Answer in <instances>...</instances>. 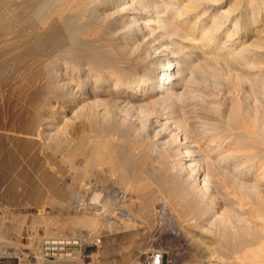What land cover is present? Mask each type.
I'll return each mask as SVG.
<instances>
[{
	"label": "rangeland",
	"instance_id": "374dc122",
	"mask_svg": "<svg viewBox=\"0 0 264 264\" xmlns=\"http://www.w3.org/2000/svg\"><path fill=\"white\" fill-rule=\"evenodd\" d=\"M84 1L0 0V264L56 262L53 258L46 260L32 257L42 240L52 237V234L45 233L44 224L68 222L86 211L101 212L100 219L110 217L113 221L117 217L113 221L116 225L112 226L114 230L111 232L103 226V219L100 220L102 226L85 227L76 234H53L54 237H80L84 243L85 239L90 242L87 250H79L72 258L65 259L70 264H140L142 252L157 249L166 252L167 264H237V259L229 248V240L223 239L222 242L215 232L199 238L202 230L201 209L196 207L192 210L186 205L195 197L185 192L180 180L166 170L164 164L167 161L151 162L148 143L153 132L146 126L148 118L158 115L162 107L149 103L145 114L138 117L130 115V119L146 127L144 128L147 131L143 129V133H149L150 138L137 135L131 124L113 113L108 116L105 125L98 122L92 126L91 121L83 119L72 127L77 137L96 133L104 134L102 136L109 140L114 139L118 150L126 153V159L122 162L130 172L138 167L139 162H143L145 169L147 166L154 167L153 171L138 175L143 184L147 183L146 188L137 189L136 183L130 181L129 177L123 179L121 175L108 173L109 164L103 165L104 170H100L101 173L97 171L80 177L67 164L64 153L68 146L76 145L74 142L68 143L67 140L72 128L70 132H56L51 124L57 120L59 112L65 109L61 91L52 78L55 68L72 70L83 61L91 62L98 54L116 62L129 61L122 56L124 50L122 52L120 49L122 41L127 38L141 43L143 41L150 52L156 50L155 53L158 54L181 55L182 51H193L188 37L170 35L163 25L153 21L144 25L146 28L142 25L143 34L130 35L131 29H137L139 24L148 20L155 8L161 9V4L165 6V3H173L183 13L179 16L181 21L187 20L194 26L187 33L194 37V42L200 43L201 48L199 46L195 49L196 52H192L196 60L190 71L196 78L191 75L193 81L188 94L189 101L175 104L171 110L173 109L177 118L190 117L194 124L200 125L206 120L205 122H212L215 126L227 127V120L231 119L228 113L236 107L238 99L246 92L251 96L258 95V92L253 91L249 84H241L237 71L229 69V66L237 69L239 64L236 61L227 59V63L222 58L219 61L218 58L213 59V54L225 43L228 49L231 48L236 40H241L236 51L256 47L253 45L254 38H257L255 32L264 39V13L258 18L259 13L250 12L248 6L254 0H163L164 4L162 0H155L156 4L152 8L149 5L151 6L153 0H135L134 17L130 19L121 11L122 6L117 0ZM94 6L100 10L97 15L92 16L91 8ZM144 8L146 13L142 15ZM235 22L239 24L236 28ZM217 24L220 25L216 27ZM246 26L250 28H245ZM207 31L214 35V39L204 45L202 43L207 41L203 36ZM260 49L257 50L264 51V48ZM115 50L121 51L119 55L114 54ZM172 50L176 52L171 53ZM177 50L182 51L178 53ZM257 50L250 52L255 55ZM141 51L134 50V57ZM256 59L264 67V56L258 55ZM211 102L214 104L212 107ZM164 111L167 112L168 109H163L162 112ZM249 139L253 144L255 139ZM262 151L264 152V145ZM78 181L85 183L89 202H100V211L86 210L76 204L73 186ZM113 188L118 196L110 203L106 198ZM143 197H163L169 202L172 201V205L165 215L157 213L156 220L144 221L138 206ZM108 204H113V207L107 206ZM120 206L132 214L131 221L116 215ZM117 226L119 230L116 229ZM37 230L40 238L31 243L29 236Z\"/></svg>",
	"mask_w": 264,
	"mask_h": 264
},
{
	"label": "bare ground",
	"instance_id": "6f19581e",
	"mask_svg": "<svg viewBox=\"0 0 264 264\" xmlns=\"http://www.w3.org/2000/svg\"><path fill=\"white\" fill-rule=\"evenodd\" d=\"M117 1L122 6L120 8L121 11H124L128 18L134 17L135 0ZM83 2L85 1L83 0ZM154 4H156L155 0H153L151 6L149 5V8H152ZM161 7V9L155 8L153 10L154 13H150V19L148 18V20L146 19L139 24L137 29L134 30L132 28L130 35L142 33V25L146 26L150 21H153L163 25L170 35L188 37L191 48L194 50L191 51L186 48L188 50L186 51L184 47L183 50L185 52L177 50L178 53L182 51L183 54L181 55L158 54L157 52L155 53L156 50L150 52L147 45H145L146 43L143 44V41L141 43L138 40L134 41V39L127 38L122 41L123 45L120 46V49L122 52L124 50L122 56L124 58L127 57L129 61L119 60L116 62L108 60L107 56L102 58L97 53L98 56L93 57L91 62L83 61L81 65L74 66L72 70L63 71L55 68L52 79L55 86L61 91L65 109L59 112V116H56L57 120L51 123L52 127L56 132L61 130L67 132L76 125L77 121L83 119L91 121L92 126L98 122L105 125L107 118L109 119L108 116L112 115V113L118 117L121 116L131 124L137 135L150 138L151 135L149 133H143V129L145 130L146 127L147 129L149 127L153 132L152 138L148 143L150 157L152 158L151 162L164 163L167 161V164H164L167 167L166 170L180 180L182 189L185 192L195 197L192 201H188L186 205L192 210L196 207L201 209L202 223H200V226L202 230L199 238L201 239L204 234L215 232L218 239L220 238L219 240L222 242L223 239L229 240V248L236 257L237 264H264V152L262 151V145H264V67L256 59L258 55L262 54L264 56V51L257 50L258 48L259 50L264 48V39H261L260 35L255 32L257 36V38H254L253 44L256 46L254 47L255 49L248 47L236 51L241 42V40H236V42L233 41L231 48L228 49L225 43L221 45L217 53L213 54V57H215L213 59L218 58L219 61L221 58L225 59L226 62L227 59L236 61L239 64L236 67L237 69H232L230 66L229 69L237 71L241 84H249L253 91L258 92V95L254 94L251 96L246 92L244 96H241V99L239 98L240 100L238 99L236 107H233L234 109L228 113L231 119L227 120V127H218L213 125L212 122H205L206 120L200 125L194 124L190 117L177 118L171 108L184 100L189 101L188 94L193 81L192 76H195L190 70L196 60L192 52L199 46L201 48V45L199 42H194L196 41L193 39L194 37H190V34L187 33L188 30L194 29V26L189 24L187 20L181 21L179 16L183 13L173 3H165V6L161 4ZM248 9L252 14L259 13L258 18L261 17V13H264V0H254L248 6ZM99 10L95 6L92 7V16L97 15ZM143 10L141 12L142 15L146 13L145 8ZM219 25L217 24L216 27ZM234 26L236 28L239 24L235 22ZM245 28L250 27L246 26ZM203 37L207 41L202 43L204 45L209 44L214 39V35H211L209 31L205 32ZM136 49L142 51L134 57V50ZM174 49L176 50V48ZM175 50H172L171 53H175ZM251 50H257L255 55L251 54ZM115 51L114 54L116 55L121 52L120 50ZM200 96L203 95L200 94ZM149 103L160 105L162 110L167 108L168 111L162 112L161 110L158 115L148 118L146 127L143 124H138L139 122L134 119H130L132 114L133 116L136 115L135 117L145 114L146 106ZM212 103H209L211 107L214 105ZM189 109L187 108V110ZM102 135H96L95 133L91 136H85L82 134L77 137L75 129L72 128L71 135H68L67 140L68 143L72 144L74 142L76 145L75 147L68 146L64 151L67 164L76 170L75 173L80 177L82 175L88 176L90 173L93 174V172H100L104 164H109L108 173L121 175L123 179L129 177L130 181L136 183L137 189L146 188L147 183L143 184L138 175L143 172L153 171L154 167L147 166V169H145L143 162H139L138 167L133 172H130L122 162L126 159V153L118 150L114 139L109 140ZM249 138L255 139L253 144L249 142ZM45 143L47 142L45 141ZM174 144L176 145L174 146ZM75 177L77 176L75 175ZM84 185L85 183L78 181L73 186L76 204L86 210L94 211L98 209L100 211L98 208L101 205L100 202L92 203L93 201L89 202L87 200L86 197L89 192ZM109 192V196L106 199L111 203L118 196V193L114 188ZM129 196L130 198L132 197L130 192ZM170 202L163 197L159 199L143 197L138 205L142 219L151 222L157 219V213L165 215L168 208L172 205V201ZM107 206L113 207V204H108ZM100 214L101 212L86 211L83 214L80 213V215L74 216L68 222L64 221L54 224L45 222V233L52 234V236L53 234L68 235L81 232L85 227L94 228L102 224L100 220L105 219H102V217L100 219ZM116 215L128 218V221H131L132 214L125 211L123 206L117 209ZM110 219V217H106L103 226L112 232L114 230L112 226L116 225V222L114 224L113 221L117 217H114L113 221ZM196 226L198 227V225ZM116 229L119 230V226ZM183 231L179 230V232L184 234ZM33 232L29 236L31 243L36 242L40 238L39 230ZM199 238L197 239L199 240ZM209 239H211V236ZM86 240H84L85 243L83 242L84 251L89 248L90 243L89 241L86 242ZM42 264H70V262L60 259L56 262L42 261Z\"/></svg>",
	"mask_w": 264,
	"mask_h": 264
},
{
	"label": "built area",
	"instance_id": "2783aa9c",
	"mask_svg": "<svg viewBox=\"0 0 264 264\" xmlns=\"http://www.w3.org/2000/svg\"><path fill=\"white\" fill-rule=\"evenodd\" d=\"M83 240L74 236L45 237L37 251L32 254L35 259H69L83 250ZM165 251L147 250L140 256V264H167Z\"/></svg>",
	"mask_w": 264,
	"mask_h": 264
}]
</instances>
